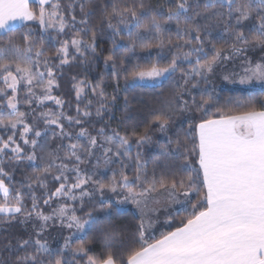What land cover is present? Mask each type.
<instances>
[{
	"label": "snow or ice",
	"instance_id": "obj_1",
	"mask_svg": "<svg viewBox=\"0 0 264 264\" xmlns=\"http://www.w3.org/2000/svg\"><path fill=\"white\" fill-rule=\"evenodd\" d=\"M170 77L142 130L111 127L121 79ZM0 234V264H264V0H0Z\"/></svg>",
	"mask_w": 264,
	"mask_h": 264
},
{
	"label": "trees",
	"instance_id": "obj_2",
	"mask_svg": "<svg viewBox=\"0 0 264 264\" xmlns=\"http://www.w3.org/2000/svg\"><path fill=\"white\" fill-rule=\"evenodd\" d=\"M94 3H110V0H93ZM161 0H145V3H149L153 6H155L157 3H160ZM98 13V9H97ZM99 18L98 14L93 17V22H95ZM100 45L105 48V50L110 46V41L107 39V37L101 38L99 41ZM106 54V51H105ZM121 54H123V49H121ZM156 51H152L151 54L147 52H143L140 49H136L135 54L132 55L129 59V67H131L132 64H135L137 62L141 64H149L151 61L156 58ZM164 59L161 61V63H164L167 61V59H170V53L165 50L162 53ZM64 76L60 79V89L56 91V95H63L66 100L72 99L73 105H74V97L71 92H69V89L71 88V80L70 77L72 75L80 74L85 75L86 70L83 68H80L76 65L67 66L63 69ZM105 73L108 77L106 82V90L109 94L113 91L114 82L111 80V66L107 69H105L104 63H103V56H101L95 63V66L92 67L90 70L87 71V75L90 76V78L98 79L100 73ZM171 77L168 79H163L160 83L154 84V85H144V84H135L134 86L127 87L125 86V82L123 79L120 81V88L121 91L118 94L117 102L114 106V111L112 113L113 120L111 122V127H117L119 124V128L121 131L125 129V127H128L131 129V126L133 124H137L138 128L140 130L143 129L147 119H148V113L150 109L156 107L160 101L162 100L163 96L168 92V89L171 84ZM127 94L128 96V104L127 109L128 111H125V103H124V96ZM229 93L225 91L222 95H228ZM233 95L240 94L238 91L231 93ZM252 95L259 96L261 95L260 91H252ZM94 111V109H93ZM128 116L129 119L122 120V117ZM108 116L105 115V119L107 120ZM92 119H95V116H93ZM99 126V125H97ZM153 141L154 143L150 145L144 146V158L148 161L149 168H151L152 161L159 155V145L156 143L157 141L160 143H163L166 140V137L161 136L160 132H157L153 130ZM16 180L20 179V174L17 172L15 176ZM30 203V201H29ZM114 224L120 226V227H126L128 233L130 234L134 230L135 221L130 215L124 214V215H113L111 217ZM2 235V234H0ZM99 247V244H97V249Z\"/></svg>",
	"mask_w": 264,
	"mask_h": 264
},
{
	"label": "rangeland",
	"instance_id": "obj_3",
	"mask_svg": "<svg viewBox=\"0 0 264 264\" xmlns=\"http://www.w3.org/2000/svg\"><path fill=\"white\" fill-rule=\"evenodd\" d=\"M173 30H174V25H173ZM256 55H259V53H257ZM237 70H239V69H237ZM219 69H217V73L219 74ZM214 80H215V82L216 83H221L222 84V82L219 80V78H218V75H217V77H214L213 78ZM163 80V79H162ZM161 80V81H162ZM161 81H159V82H156V81H150V80H143V81H136L135 82V84H144V85H154V84H158V83H160ZM222 86H224V85H222ZM224 87H231V86H224ZM256 91H259L258 90V86H257V90ZM48 106H51V105H48ZM179 128V124H177L175 127H173V128H171L170 130H169V132H168V135H170V136H173V138H174V134H175V132L177 131V129ZM161 136H163V137H165V135L164 134H162L161 133ZM135 152V149H133V153ZM29 171L31 170L30 168L28 169ZM108 195H110V194H108ZM97 198H98V194H97ZM89 207H91V204H89ZM88 210V208H85V211H87ZM20 226L19 225H14L13 226V228L14 229H18ZM58 231V229H56V228H53L52 229V232H53V234H55L56 232ZM65 235L67 234L66 232L64 233ZM158 234V233H157Z\"/></svg>",
	"mask_w": 264,
	"mask_h": 264
}]
</instances>
